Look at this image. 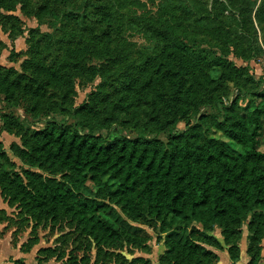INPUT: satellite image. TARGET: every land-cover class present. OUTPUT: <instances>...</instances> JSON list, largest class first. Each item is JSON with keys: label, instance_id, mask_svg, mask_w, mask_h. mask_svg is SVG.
Wrapping results in <instances>:
<instances>
[{"label": "trees", "instance_id": "trees-1", "mask_svg": "<svg viewBox=\"0 0 264 264\" xmlns=\"http://www.w3.org/2000/svg\"><path fill=\"white\" fill-rule=\"evenodd\" d=\"M100 16L109 21L106 14ZM168 44V54L163 49L160 61L145 59L126 78L124 99L146 100L152 107L151 119L135 135L101 134L104 123L87 102L74 108L48 104L62 120L27 128L20 146L10 145L25 167L20 173L6 168L14 164L0 143V188L30 210H42L49 217L69 216L104 244L124 242L129 231L136 245L142 235L111 212L113 204L132 222L165 227L158 264H216L217 256L209 248H225L230 260L237 262L245 227L248 264H258L264 240V89L239 87L241 94L228 105L217 103L216 112L201 113L198 97L215 83L213 73L219 70L220 78L232 81L236 69L183 43L171 39ZM11 73L0 68L5 103L28 92L20 90L21 82L35 85L31 92L35 93L39 86L60 87L66 80L30 61L18 80L10 79ZM91 74L106 77L99 70ZM39 110L33 106L30 111L37 117ZM13 121L17 122L10 112L0 110V132H11ZM176 121L183 122V129L175 130ZM211 131L240 152L229 150ZM159 134H166V139H158ZM86 183L96 188L93 198L79 192ZM192 224L199 228L183 234L182 228ZM215 229L221 241L211 236ZM138 247L149 253L142 244ZM136 260L151 264L142 257Z\"/></svg>", "mask_w": 264, "mask_h": 264}, {"label": "rangeland", "instance_id": "rangeland-1", "mask_svg": "<svg viewBox=\"0 0 264 264\" xmlns=\"http://www.w3.org/2000/svg\"><path fill=\"white\" fill-rule=\"evenodd\" d=\"M166 37L164 44L166 39L161 38ZM171 39L220 57L236 69L232 81L220 78L219 70L213 73L215 83L198 97L201 113L216 112L217 103L228 105L241 94L239 87L264 89V0H0V68L9 69L10 79L18 80L30 61L66 79L60 87L39 86L35 93H31L35 85L21 82L20 90L28 92L19 93L16 102L5 103L0 95V110L17 120L6 132L10 143L5 152L14 164L6 168L17 173L25 169L10 151L13 143L20 146L25 129L41 128L50 119L62 120L48 104L74 108L87 102L104 123L101 134L135 135L151 119L152 107L146 100L124 99L126 78L145 59L160 61L163 49L168 54ZM92 70H99L105 80L92 76ZM33 106L40 107L37 117L30 111ZM173 126L181 130L183 122ZM209 134L240 152L219 132ZM157 137L165 140L166 134ZM95 191L90 183L79 188L86 198H93ZM111 212L131 230L141 232L136 245L129 231L124 242L100 243L95 233L69 216L49 217L42 210H30L0 188V264H141L136 260L141 257L157 263L167 229L132 222L115 204ZM193 228L199 225H189L182 232L186 235ZM210 234L221 239L218 229Z\"/></svg>", "mask_w": 264, "mask_h": 264}, {"label": "crops", "instance_id": "crops-1", "mask_svg": "<svg viewBox=\"0 0 264 264\" xmlns=\"http://www.w3.org/2000/svg\"><path fill=\"white\" fill-rule=\"evenodd\" d=\"M1 126V123H0ZM9 136L6 132H0V143L3 146V149L6 150V146L10 143ZM247 232L246 230L243 231L241 240L238 243V247L240 250L239 259L237 262H232L228 256L227 250L223 248V250H215L212 248H209L212 252H214L217 256V263L216 264H248L249 257L246 254V246H247ZM221 241L220 239H218ZM152 264H158L154 263V261H151ZM258 264H264V240L261 243V259Z\"/></svg>", "mask_w": 264, "mask_h": 264}]
</instances>
